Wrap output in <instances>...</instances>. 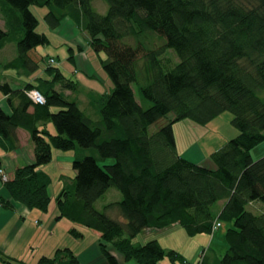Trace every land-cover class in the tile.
I'll return each instance as SVG.
<instances>
[{
  "label": "trees",
  "instance_id": "16d2710c",
  "mask_svg": "<svg viewBox=\"0 0 264 264\" xmlns=\"http://www.w3.org/2000/svg\"><path fill=\"white\" fill-rule=\"evenodd\" d=\"M94 1L0 0V49L17 45V56L6 66L27 74L38 69L44 57L34 50L50 38L37 32L31 7L46 6L48 26L72 18L97 52L106 51L101 62L114 83L111 92L95 97L92 104L101 116L96 119L70 97L68 91L79 85L51 56L48 76L20 88L0 85L12 109L8 113L0 105V141L16 145L22 127L34 142L33 162L8 176L10 197L1 203L13 207L16 200L47 212L52 179L42 167L54 149L93 148L97 155H76L75 176L57 195V218L98 231L108 264H121L115 251L136 264H165L166 256L177 264L181 253L158 238L144 243L133 238L175 224L190 236L214 235L223 222L229 225L226 250L215 263L264 264V156L255 160L251 151L264 142V0H105L106 13L95 9ZM30 89L46 101L35 103ZM226 110L240 132L213 152V167L180 153L175 121L207 124ZM161 119L166 121L152 129ZM49 122L55 132L46 127ZM108 157L114 162L102 164ZM110 187L122 197L99 211L96 203ZM71 233L83 235L77 227ZM59 250L64 255L41 261L80 264L71 248ZM201 250L199 264H206L208 250Z\"/></svg>",
  "mask_w": 264,
  "mask_h": 264
},
{
  "label": "rangeland",
  "instance_id": "374dc122",
  "mask_svg": "<svg viewBox=\"0 0 264 264\" xmlns=\"http://www.w3.org/2000/svg\"><path fill=\"white\" fill-rule=\"evenodd\" d=\"M94 8L100 13H106L109 9L105 0H95ZM31 9L39 20L37 32H45L50 38L49 44H41L34 50V52L42 55L44 58L40 59V66L38 69L34 72H28V74L25 73V69L6 66L8 61L17 56L16 43H8L6 48L0 49V85L4 82H10L14 87L21 81L23 84H26V82L35 80L40 75L48 76L45 70L47 67V60L51 56L56 60L54 65L61 68L64 74L71 79L76 80L79 85L75 91H68L70 97L72 99H77L80 106H82V108L86 110L90 116L95 119L98 117L100 118L101 116L97 107H95L96 105H93L92 103H94L93 101L97 95L105 92H111L114 89V83L101 62V59H104V57L107 56L106 51L103 50L100 53L97 52L93 46L90 45L87 31H85L82 26L80 27L72 18L64 19L57 28H51L45 20V15L48 12V8L46 6L33 5ZM3 23V16L0 13V24L4 25ZM170 55L176 60V56L173 52H171ZM139 65L141 67L143 65V61H140ZM57 85L58 88L61 87V85ZM135 88H137L136 85ZM136 93L137 98H139L146 106H149V100L143 99L140 92ZM3 96V90L0 88V101H2L1 97ZM3 104L5 105V102H3ZM53 110L57 109L54 107ZM171 116L172 114L170 115V118ZM233 117V113L230 110H226L222 114L214 117L213 120L207 124H200L189 118L175 121L174 133H176V140L180 153H183L185 150H191L194 146L198 145L200 146L203 154H206V156L210 158L215 150L223 147L228 140L236 137V135L240 132L236 125L233 124ZM164 121L166 120L161 119L160 122L156 123L152 129L159 128ZM48 124L47 128L52 129V132H55L56 128L54 123L49 122ZM57 150L62 151V154H67L65 157L63 156L61 158L53 155L51 162L43 166L44 171L45 169L47 172L50 171L48 173L51 175L52 179V183L48 188L52 198L49 211L52 212V210L55 209L56 213L59 211L56 199L57 195L60 193V189L63 187V184L67 182L66 179H70L75 176L76 173L73 169V162L75 158L70 157L71 154L73 156L82 155L84 153L97 155L96 150L93 148H86L84 150L80 148L65 151L61 149ZM251 151L255 160L264 156V142L258 144ZM104 162L105 163L101 161L102 164H109L114 162V159L108 157V159ZM121 197V191L117 190L115 187H110L109 192L99 198L96 203V208L99 211L105 210L106 204L110 203V201L120 200ZM111 215L117 217L116 212L111 211ZM228 226V223L223 222L222 226L218 227V230L220 229L219 231L224 233V236L223 239L219 237V240L217 239V241H214L213 239L211 240L210 238L212 236L209 233L189 236L187 231L182 227L177 228L179 231L173 228H167L165 231H167L166 233L169 234V236L164 237L157 235L156 237L160 238V241L165 248H175L176 251L181 253L182 259H177V264H187L188 260L192 264H199V260L202 258V250H200L198 256L191 259L196 253L195 248L198 246V243L203 244V248L208 250L206 264H216L215 261L220 258L226 250L223 248V243H227L225 233ZM145 233H147V231L140 233L137 237H134L133 242H143ZM91 236L92 235H90V238H87L88 240L86 241H89ZM193 241H197V244H194ZM211 242H213L212 245H210ZM162 262L165 264L171 263L168 256H166Z\"/></svg>",
  "mask_w": 264,
  "mask_h": 264
},
{
  "label": "crops",
  "instance_id": "0c3cea01",
  "mask_svg": "<svg viewBox=\"0 0 264 264\" xmlns=\"http://www.w3.org/2000/svg\"><path fill=\"white\" fill-rule=\"evenodd\" d=\"M27 83V82H26ZM22 81L16 84L15 88L24 86ZM1 107L10 113V108L7 96L4 94L1 97ZM5 102V105L3 104ZM3 105H2V104ZM33 108L31 107V110ZM48 124V123H47ZM49 125V124H48ZM46 125V127H48ZM43 127V125H41ZM17 144L13 145L12 141H0V155L2 160V168L8 173L12 179L15 175V170L23 165L32 163L34 160V142L31 140V134L24 128L17 129ZM52 132V129H50ZM55 149L54 156L65 157L67 153ZM182 155H186L192 161L207 164L213 167L210 159L206 154H203L200 146L196 145L191 150H185ZM70 157H76L71 154ZM194 157V158H192ZM44 170V167H42ZM45 171H47L45 169ZM50 172V171H48ZM5 180L0 175V264H46L41 259L47 257L64 255L60 252L61 248H71L73 252L79 257L80 264H108L105 256L101 250L100 233L94 229L86 228L82 225L75 224L70 219L65 217L57 218L56 210L50 212H43L40 209H31L27 205H23L19 201L12 200L13 207H8L1 203L3 198H9ZM60 189V188H59ZM78 228L82 232V236L76 237L71 233V229ZM181 227L175 224L168 228L177 230ZM164 230H144L145 233L143 242L157 238L156 236H169ZM220 230V229H219ZM217 231L211 235V240L223 239L224 233ZM179 231V230H177ZM142 232V233H143ZM89 234V237H88ZM188 234V233H187ZM89 241L87 238H90ZM190 236V235H189ZM190 238V237H189ZM160 241V238H158ZM194 240V239H193ZM197 240V239H196ZM213 241V242H214ZM194 244L197 241H193ZM210 243V245L213 244ZM197 244V243H196ZM195 250L196 253L191 259L198 256L203 244L198 243ZM164 246V245H163ZM226 243H223V248ZM175 249V248H173ZM121 264H136L133 260H127L124 254L114 252ZM187 263H191L189 260Z\"/></svg>",
  "mask_w": 264,
  "mask_h": 264
},
{
  "label": "built area",
  "instance_id": "2783aa9c",
  "mask_svg": "<svg viewBox=\"0 0 264 264\" xmlns=\"http://www.w3.org/2000/svg\"><path fill=\"white\" fill-rule=\"evenodd\" d=\"M28 96L33 99L35 103H44L46 101V97L37 89H30L28 91ZM0 175L4 180H8V174L4 171V169H0Z\"/></svg>",
  "mask_w": 264,
  "mask_h": 264
}]
</instances>
